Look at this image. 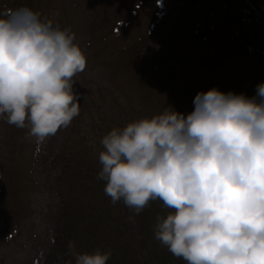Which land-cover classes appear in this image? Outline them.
Instances as JSON below:
<instances>
[{
  "label": "trees",
  "instance_id": "16d2710c",
  "mask_svg": "<svg viewBox=\"0 0 264 264\" xmlns=\"http://www.w3.org/2000/svg\"><path fill=\"white\" fill-rule=\"evenodd\" d=\"M63 3L82 11L66 25L76 26L72 31L86 54L82 73L105 70L109 85L91 88L73 78L80 113L48 160L58 213L44 264H74L69 241L77 251L110 250L106 264H186L154 238L156 217L169 211L161 201H149L134 214L123 201L113 204L105 195V182L97 176L100 139L113 126L170 105L187 113L199 90L216 86L253 95L264 81V0H0V8L28 6L51 19ZM108 104L121 121L111 116ZM26 133L0 119L4 244L15 241L32 216L31 201L39 189L32 173L38 143Z\"/></svg>",
  "mask_w": 264,
  "mask_h": 264
},
{
  "label": "clouds",
  "instance_id": "9594fccd",
  "mask_svg": "<svg viewBox=\"0 0 264 264\" xmlns=\"http://www.w3.org/2000/svg\"><path fill=\"white\" fill-rule=\"evenodd\" d=\"M86 61L69 27L28 6L0 8V119L36 143L66 128L80 113L73 78ZM192 103L102 136L104 193L134 214L161 201L169 211L156 217L154 238L186 264H264V81L251 96L213 86ZM67 247L74 264L111 255Z\"/></svg>",
  "mask_w": 264,
  "mask_h": 264
},
{
  "label": "rangeland",
  "instance_id": "374dc122",
  "mask_svg": "<svg viewBox=\"0 0 264 264\" xmlns=\"http://www.w3.org/2000/svg\"><path fill=\"white\" fill-rule=\"evenodd\" d=\"M78 3L80 5V2ZM67 4L63 3L66 10L61 4L52 10L51 19L61 27H65L67 23H70L71 20H68V18L72 19V15L76 19L79 17L74 13L82 12L70 5H68L67 9ZM241 7L250 11V7L244 3L241 4ZM81 22L82 20L78 19V25ZM71 26L73 27L69 26L71 30L76 28L75 25ZM253 66L256 67L257 65L253 63ZM77 77L80 83L86 84L91 88L109 85L108 74L102 69L87 70L86 72H81V74L78 73ZM108 111L114 119L121 121L110 105ZM65 133L66 128H61L55 135L48 137L45 142L38 143L36 147L32 173L39 189L31 201L33 214L23 222L15 241L4 244L0 240V264H44L50 252L58 213V202L54 188V178L48 171V160L61 149ZM124 214L131 222L129 211L125 209ZM139 255L146 262L145 255L140 249Z\"/></svg>",
  "mask_w": 264,
  "mask_h": 264
}]
</instances>
